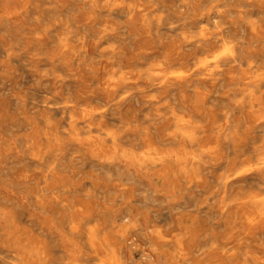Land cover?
I'll return each mask as SVG.
<instances>
[{
	"label": "clouds",
	"instance_id": "9594fccd",
	"mask_svg": "<svg viewBox=\"0 0 264 264\" xmlns=\"http://www.w3.org/2000/svg\"><path fill=\"white\" fill-rule=\"evenodd\" d=\"M0 264H264V0H0Z\"/></svg>",
	"mask_w": 264,
	"mask_h": 264
}]
</instances>
